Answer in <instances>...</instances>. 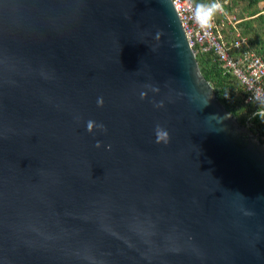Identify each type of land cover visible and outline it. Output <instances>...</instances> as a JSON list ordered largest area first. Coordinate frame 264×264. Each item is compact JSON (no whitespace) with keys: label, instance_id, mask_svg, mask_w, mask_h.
Here are the masks:
<instances>
[{"label":"water","instance_id":"95a60500","mask_svg":"<svg viewBox=\"0 0 264 264\" xmlns=\"http://www.w3.org/2000/svg\"><path fill=\"white\" fill-rule=\"evenodd\" d=\"M0 264H264V144L171 0H0Z\"/></svg>","mask_w":264,"mask_h":264},{"label":"trees","instance_id":"16d2710c","mask_svg":"<svg viewBox=\"0 0 264 264\" xmlns=\"http://www.w3.org/2000/svg\"><path fill=\"white\" fill-rule=\"evenodd\" d=\"M236 1L242 2L241 12L249 18L240 20L236 26H228L220 23L217 17L214 33L219 41L228 44L235 38L237 31L245 38L247 48L264 57V4L262 9L257 8V4L264 3V0H232L231 3L235 4ZM194 2L211 3L212 0H194ZM222 9L223 13L230 11V6L223 5ZM240 15L242 14H238V18H242ZM240 50L241 47L231 49L230 53L238 54ZM195 59L199 72L209 82L217 101L240 125H247L251 132L257 133V140L264 144V111L259 113L251 103L244 102L245 93L241 85L232 74L224 71L210 51L203 53L196 51Z\"/></svg>","mask_w":264,"mask_h":264},{"label":"built area","instance_id":"2783aa9c","mask_svg":"<svg viewBox=\"0 0 264 264\" xmlns=\"http://www.w3.org/2000/svg\"><path fill=\"white\" fill-rule=\"evenodd\" d=\"M171 3L179 18L187 44L194 54L196 51L202 53L210 51L224 71L232 74L241 85L245 93L244 102L251 103L257 112L262 113L264 111V57L247 48L245 38L237 31L235 38L228 44L219 41L214 33L217 27L215 18L219 17L220 23H223V19H228L223 9L214 16L210 29H201L192 16V9L197 4L194 0H171ZM240 47L238 54L230 53L231 49Z\"/></svg>","mask_w":264,"mask_h":264},{"label":"clouds","instance_id":"9594fccd","mask_svg":"<svg viewBox=\"0 0 264 264\" xmlns=\"http://www.w3.org/2000/svg\"><path fill=\"white\" fill-rule=\"evenodd\" d=\"M222 9V5L219 3V0H212L211 3H197L195 4L194 9H192V16L195 20L196 24L201 29H210L212 27L213 18L217 12ZM155 91V89H154ZM97 105H103V98H97ZM160 105H157L159 107ZM100 129L102 131H107L104 124L96 123L95 121L89 120L87 122V130L91 132L93 127ZM169 136L166 130L162 129L159 125L156 127V142L160 143L163 142L165 144L168 143ZM97 147H99V142H97Z\"/></svg>","mask_w":264,"mask_h":264},{"label":"rangeland","instance_id":"374dc122","mask_svg":"<svg viewBox=\"0 0 264 264\" xmlns=\"http://www.w3.org/2000/svg\"><path fill=\"white\" fill-rule=\"evenodd\" d=\"M221 1V2H220ZM219 2L223 5H229L230 6V11H224V15L227 16L228 19H223V23L228 26H236V24L243 19H247L249 17L244 16V13L241 12V6L242 2L236 1L235 4H232V0H220ZM263 2H259L257 4L258 9H262L263 7ZM238 14H242V18H238ZM239 31V30H238ZM239 33V32H238ZM247 126V125H246ZM250 131V130H249ZM251 132V131H250ZM253 133V132H251Z\"/></svg>","mask_w":264,"mask_h":264}]
</instances>
